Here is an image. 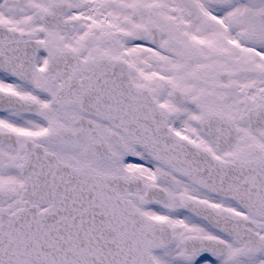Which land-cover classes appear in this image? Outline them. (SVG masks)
Returning <instances> with one entry per match:
<instances>
[{
	"label": "snow or ice",
	"instance_id": "6c2138e0",
	"mask_svg": "<svg viewBox=\"0 0 264 264\" xmlns=\"http://www.w3.org/2000/svg\"><path fill=\"white\" fill-rule=\"evenodd\" d=\"M0 264H264V0H0Z\"/></svg>",
	"mask_w": 264,
	"mask_h": 264
}]
</instances>
